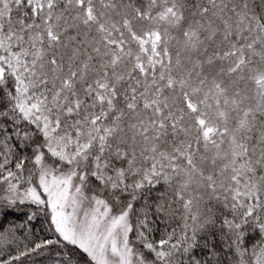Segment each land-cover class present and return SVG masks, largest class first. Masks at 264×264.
I'll use <instances>...</instances> for the list:
<instances>
[{
  "label": "snow or ice",
  "instance_id": "snow-or-ice-1",
  "mask_svg": "<svg viewBox=\"0 0 264 264\" xmlns=\"http://www.w3.org/2000/svg\"><path fill=\"white\" fill-rule=\"evenodd\" d=\"M0 264H264V0H0Z\"/></svg>",
  "mask_w": 264,
  "mask_h": 264
}]
</instances>
